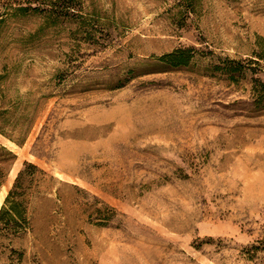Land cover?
<instances>
[{
  "label": "rangeland",
  "instance_id": "1",
  "mask_svg": "<svg viewBox=\"0 0 264 264\" xmlns=\"http://www.w3.org/2000/svg\"><path fill=\"white\" fill-rule=\"evenodd\" d=\"M70 2L0 0V264H264V0Z\"/></svg>",
  "mask_w": 264,
  "mask_h": 264
},
{
  "label": "trees",
  "instance_id": "2",
  "mask_svg": "<svg viewBox=\"0 0 264 264\" xmlns=\"http://www.w3.org/2000/svg\"><path fill=\"white\" fill-rule=\"evenodd\" d=\"M30 1V0H28ZM63 2L64 5L70 6V0H56ZM253 56L257 59H248L249 62L259 65L258 60H264V46L260 50H254ZM165 57H171L174 63H181L183 56L180 49L166 54ZM236 65L228 69V71H239L242 73V67L239 61H235ZM253 72L251 76L252 92L253 99L252 103L257 108H264V76L258 77L254 76L257 72L256 68H252ZM17 144H20L21 141L15 140ZM13 158V154L10 151L6 150L4 146L0 145V184L2 183L7 169L3 167V163L9 161ZM37 174L41 177L37 178ZM46 173L39 168L36 164L28 161H23L22 166L17 171L11 187L8 189L3 202L0 206V230L12 233L13 235L24 231L27 227V216H26V207L28 198L37 188L41 185V182L45 181L44 176ZM247 251L248 257L251 259L253 253L258 250L264 251V238H261L258 241V244H251L248 246ZM251 253V254H250Z\"/></svg>",
  "mask_w": 264,
  "mask_h": 264
}]
</instances>
